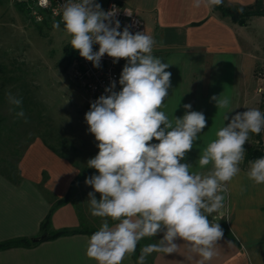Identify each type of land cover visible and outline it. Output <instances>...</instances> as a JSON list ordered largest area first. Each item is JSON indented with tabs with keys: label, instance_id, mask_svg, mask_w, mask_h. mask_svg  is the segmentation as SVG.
<instances>
[{
	"label": "clouds",
	"instance_id": "9594fccd",
	"mask_svg": "<svg viewBox=\"0 0 264 264\" xmlns=\"http://www.w3.org/2000/svg\"><path fill=\"white\" fill-rule=\"evenodd\" d=\"M222 3L193 0L192 6ZM61 7L53 27L63 23L69 44L82 58L95 68L101 67L105 55L113 64L126 61L120 89L112 80L84 116L98 148L86 162L97 172L85 178L93 189L86 201L90 214L101 218L99 230L88 238L86 256L96 264H123L141 240L156 238V243L141 248L136 264H146L152 253L172 256L182 245L199 257L197 264H209L224 236L222 226L209 216L224 207L227 185L241 171L250 134L264 131V112H227L216 138L198 156V166L211 164V169L191 172L193 164L184 161L207 120L203 112L191 110V104L183 105V116L171 119L160 110L169 96L172 73L166 71L170 63L153 55L156 40L145 31L132 33L129 26L121 30L116 9L106 11L97 0H64ZM7 99L10 111L19 109L16 117L27 123L22 98L9 92ZM210 99L218 110L229 108L227 97ZM248 164V178L264 184V156Z\"/></svg>",
	"mask_w": 264,
	"mask_h": 264
},
{
	"label": "crops",
	"instance_id": "0c3cea01",
	"mask_svg": "<svg viewBox=\"0 0 264 264\" xmlns=\"http://www.w3.org/2000/svg\"><path fill=\"white\" fill-rule=\"evenodd\" d=\"M108 1L98 0V3L104 7ZM111 1L137 13L144 21L145 32L157 42L153 55L170 63L166 71L172 73L171 87L162 111L170 119L181 117L185 112L183 105L191 104V110L205 114L207 126L184 162L193 164L191 172H207L211 164L201 169L198 156L216 138V132L225 123L224 115L238 111L243 86L239 60L250 57L239 46L236 25L213 7L202 4L194 8L193 0ZM254 1L223 0L229 7L248 6ZM243 41L246 39L241 38ZM213 95L227 97L229 108L218 110L210 99ZM261 140L264 142V131ZM239 167L240 173L227 185L224 207L214 215L218 220L215 223L226 227L228 234L223 229L217 255L209 264H264V184L257 185L248 178L249 166ZM18 171L16 184L0 176V242L38 238L40 223L51 204L66 196L80 172L67 156L56 154L40 139L28 146L18 162ZM79 225L72 203L59 207L51 217L54 231ZM89 237L74 235L44 241L28 249L0 251V264H96L86 256ZM198 260L182 245L172 256L154 253L146 264H197ZM123 264H135L132 255L126 256Z\"/></svg>",
	"mask_w": 264,
	"mask_h": 264
},
{
	"label": "rangeland",
	"instance_id": "374dc122",
	"mask_svg": "<svg viewBox=\"0 0 264 264\" xmlns=\"http://www.w3.org/2000/svg\"><path fill=\"white\" fill-rule=\"evenodd\" d=\"M14 2L15 0H0V62L8 71L13 70L15 77H24L25 84L33 94L34 103L38 105L37 110L42 112L46 124L52 129V135H45L49 143L76 164L79 171L89 172V176L97 174L95 169L86 166L87 160L98 152L97 142L87 132L88 125L84 120L90 104L70 80L65 67L63 48L69 44L70 37L61 28L42 26L39 32L32 19L19 12ZM235 25L236 35L240 37L239 46L250 56L249 59L245 57L239 60L240 85L243 86L238 111L258 108L264 112V17H254L246 26ZM241 38L246 41L241 42ZM19 81L21 82L20 79ZM4 89L7 94L11 91L10 87ZM165 105L170 108L166 103ZM10 106L6 97L0 101V109L7 110ZM32 126L28 127L29 138L36 135V129ZM39 131L45 132V128L41 127ZM253 138L250 134L246 146L255 144ZM242 164L241 162L240 166ZM84 181L85 178H82L76 182L71 202L83 228L99 229L101 218L90 214L86 201L88 192L93 189L85 185ZM214 215L215 213L209 217L217 222ZM111 222L113 221H109L110 225ZM156 242L152 238L149 244ZM153 254L147 257L146 262L150 261Z\"/></svg>",
	"mask_w": 264,
	"mask_h": 264
},
{
	"label": "trees",
	"instance_id": "16d2710c",
	"mask_svg": "<svg viewBox=\"0 0 264 264\" xmlns=\"http://www.w3.org/2000/svg\"><path fill=\"white\" fill-rule=\"evenodd\" d=\"M16 9L21 12L23 15L30 16L29 8L22 3L14 2ZM213 9L218 12L222 17H229L230 20L240 26H246L248 21L254 17H264V0H255L251 5L248 6H238V7H229L224 2L213 7ZM37 30L41 32L42 26L47 28H52L56 21H51L49 18H44L41 23L36 24ZM60 28L64 30V25L60 24ZM65 67L68 69L70 63L75 57V50L71 47L70 44L66 45L63 48ZM8 68L1 64L0 62V101L7 98V92L5 87L11 88V93L15 96L21 97L23 100V110L27 117V123L23 119L17 118L15 111H10L13 106L9 108L0 109L2 114H0V176H2L7 181L16 184L19 181V171H18V162L22 158L24 152L28 146L35 140L40 139L46 146H48L52 151L61 156L65 154L61 153L55 146H53L50 141L45 137L48 133V136L52 133V130L49 125L46 124L44 116L40 110H37V104L34 103V97L32 92L28 89L27 84H25L24 77H15L13 75V70L8 71ZM22 76V75H21ZM21 80V82L19 81ZM19 81V82H18ZM20 85H17V84ZM17 86V87H16ZM6 105V103L4 104ZM32 123L34 124L32 126ZM31 125L36 129V135L32 138L28 137V127ZM45 125V126H44ZM44 127L45 132H40V128ZM52 135V134H51ZM253 135V141L255 144L252 146H246L245 159L242 161L241 167L244 169L249 166L248 162L255 160L261 156H264V142L261 140V133L251 134ZM51 139V138H50ZM89 172H84L80 170L77 178L72 182L70 188L63 199L56 200L51 204V207L42 220L39 226V237H43L39 242H34L32 238H15L7 241L0 242V251H5L12 248H32L37 244L44 241H52L62 237H69L74 235H88L91 236L95 231L99 229L87 230L83 228L81 224L78 228H63L59 230L51 229V217L56 209L67 204L72 203V195L76 185V182L82 178L89 177ZM115 224V222H111ZM223 229L228 234L226 227L223 226ZM152 238H144L141 240L138 245L136 252L132 255V258L136 264L137 258L140 255L141 248L145 245L151 243Z\"/></svg>",
	"mask_w": 264,
	"mask_h": 264
},
{
	"label": "built area",
	"instance_id": "2783aa9c",
	"mask_svg": "<svg viewBox=\"0 0 264 264\" xmlns=\"http://www.w3.org/2000/svg\"><path fill=\"white\" fill-rule=\"evenodd\" d=\"M15 1L25 4L29 8L30 16L36 23H41L44 18H49L51 21H59L62 12L61 5L64 3V0ZM113 7L116 9V19L121 23V30L123 27L129 26L132 33L145 31L144 21L133 9L111 0L102 9L107 11ZM93 47L94 50H98L99 46L94 45ZM125 62L124 59H121L119 63L113 64L112 58L105 55L101 61V67L95 68L92 62L82 58L78 50H75V57L68 67L69 78L90 104L91 101H94L104 93L105 87L109 86L112 80L117 81V90L120 89L118 80Z\"/></svg>",
	"mask_w": 264,
	"mask_h": 264
},
{
	"label": "water",
	"instance_id": "95a60500",
	"mask_svg": "<svg viewBox=\"0 0 264 264\" xmlns=\"http://www.w3.org/2000/svg\"><path fill=\"white\" fill-rule=\"evenodd\" d=\"M42 239H43V237L35 238V239H33V241H34V242H39V241L42 240Z\"/></svg>",
	"mask_w": 264,
	"mask_h": 264
}]
</instances>
